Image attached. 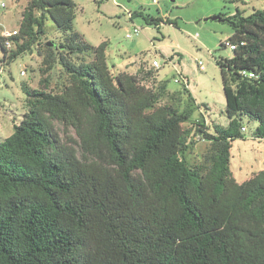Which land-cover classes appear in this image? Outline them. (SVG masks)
Here are the masks:
<instances>
[{"label":"trees","instance_id":"1","mask_svg":"<svg viewBox=\"0 0 264 264\" xmlns=\"http://www.w3.org/2000/svg\"><path fill=\"white\" fill-rule=\"evenodd\" d=\"M220 17L236 49L217 61L229 124L210 127L187 77L173 90L142 58L110 63L107 41L76 30L75 0H29L3 62L37 50L62 75L22 86L27 112L0 142V264H264V170L240 183L231 169L245 120L264 140V9Z\"/></svg>","mask_w":264,"mask_h":264},{"label":"rangeland","instance_id":"2","mask_svg":"<svg viewBox=\"0 0 264 264\" xmlns=\"http://www.w3.org/2000/svg\"><path fill=\"white\" fill-rule=\"evenodd\" d=\"M6 7H2V3ZM77 19L75 28L85 35L93 45L109 43L110 63H133L140 58L153 63L160 62L159 79L168 81L170 89L178 90L175 81L179 73L190 81L193 96L200 104H207L209 110L203 109L207 124L228 126L226 116V98L223 90L222 74L217 61L232 58L234 52L228 46V38L233 29L229 22L214 18L224 14L234 15L238 10L245 16L264 9L263 0H75ZM29 0H0V37L6 31L18 30L23 13ZM143 12L155 18H161L159 27L147 25L141 17L132 21L129 12ZM170 20L174 24L167 23ZM134 27L141 29L140 34L127 38L126 34ZM47 40L58 41L60 33L51 20L47 21ZM0 47V142L11 136L14 126L18 125L27 112L24 84L31 88L40 87V81L49 79L51 87L56 90L61 82V67L56 66L43 74V58L34 50L33 55L25 54L11 64L3 62ZM172 57L171 62L165 63ZM203 62L201 69L198 62ZM26 71L23 76L22 71ZM246 132L243 139L233 142L232 172L240 182L253 177L264 170V140L255 138V122L245 120ZM63 141L70 137L77 140L73 130L63 132ZM207 144L199 142L195 154L206 151ZM80 156V155H79ZM195 156V155H191Z\"/></svg>","mask_w":264,"mask_h":264},{"label":"built area","instance_id":"3","mask_svg":"<svg viewBox=\"0 0 264 264\" xmlns=\"http://www.w3.org/2000/svg\"><path fill=\"white\" fill-rule=\"evenodd\" d=\"M152 3L155 4V5H156V4H159V0H152ZM1 6L4 8V7H6V4L3 2ZM140 32H141V29H140L139 27H134L133 30H132L131 32H129V33L126 34V37H127V38H132L133 36L140 34ZM16 35H18V30H14V31H6V32L4 33V35L2 36L3 41H4V45H5L8 49L12 48V42H11L10 39H11L12 37L16 36ZM225 46L230 47V49H232V50H235V49H236V46L233 45V44H231V43H229V42L225 43ZM198 64H199V66H200L201 69H204V64H203V62L200 61V62H198ZM153 67L156 68V69H160L162 66H161V64H160L159 61L154 60V61H153ZM0 72H1V70H0ZM21 74H22L23 76H25V75H26V71H25V70L22 71ZM245 74H246V73H245ZM249 76H250V77H254V74H253V73H250ZM179 79H180V78L178 77L175 81H176V82H179ZM243 131H246V129L243 128Z\"/></svg>","mask_w":264,"mask_h":264},{"label":"crops","instance_id":"4","mask_svg":"<svg viewBox=\"0 0 264 264\" xmlns=\"http://www.w3.org/2000/svg\"><path fill=\"white\" fill-rule=\"evenodd\" d=\"M136 13V12H135ZM129 17H130V20L132 21V18H134V13H131V12H129ZM81 33V32H80ZM82 35H84L83 33H81ZM84 37H85V35H84ZM105 42V41H104ZM103 43V42H102ZM94 46H96V45H94ZM99 46V45H98ZM107 55H108V57L110 58V52H109V48H108V51H107ZM112 63H114V64H116L115 62H112ZM134 63V62H133ZM133 63H126L125 65L124 64H116V65H118L119 67H121V68H126V67H130V70L131 71H134L137 67L136 66H133L132 64ZM191 89V88H190Z\"/></svg>","mask_w":264,"mask_h":264},{"label":"water","instance_id":"5","mask_svg":"<svg viewBox=\"0 0 264 264\" xmlns=\"http://www.w3.org/2000/svg\"><path fill=\"white\" fill-rule=\"evenodd\" d=\"M214 19L215 20H219V21H224V20H222V18L220 16H217ZM49 45L52 46L53 44L52 43H49Z\"/></svg>","mask_w":264,"mask_h":264}]
</instances>
